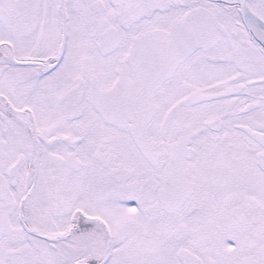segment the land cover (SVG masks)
<instances>
[{"label":"snow or ice","instance_id":"1","mask_svg":"<svg viewBox=\"0 0 264 264\" xmlns=\"http://www.w3.org/2000/svg\"><path fill=\"white\" fill-rule=\"evenodd\" d=\"M0 264H264V0H0Z\"/></svg>","mask_w":264,"mask_h":264}]
</instances>
